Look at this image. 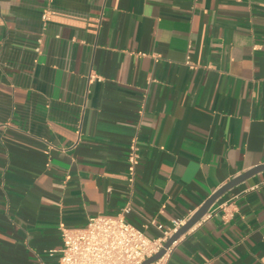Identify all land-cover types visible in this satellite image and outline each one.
<instances>
[{
    "label": "crops",
    "instance_id": "obj_1",
    "mask_svg": "<svg viewBox=\"0 0 264 264\" xmlns=\"http://www.w3.org/2000/svg\"><path fill=\"white\" fill-rule=\"evenodd\" d=\"M262 164L264 0H0V264H59L91 216L157 238ZM165 264H264V170Z\"/></svg>",
    "mask_w": 264,
    "mask_h": 264
},
{
    "label": "built area",
    "instance_id": "obj_2",
    "mask_svg": "<svg viewBox=\"0 0 264 264\" xmlns=\"http://www.w3.org/2000/svg\"><path fill=\"white\" fill-rule=\"evenodd\" d=\"M50 15V8L44 10L42 19L45 23L49 22ZM140 158V148L134 139L128 153L132 182ZM224 217L230 219L233 213L227 211ZM180 227L181 224H178L164 230L161 236L151 238L142 229L127 221L123 214L91 216L83 227L70 229L62 226L63 244L59 264H143L158 254ZM169 250L149 264H165Z\"/></svg>",
    "mask_w": 264,
    "mask_h": 264
},
{
    "label": "water",
    "instance_id": "obj_3",
    "mask_svg": "<svg viewBox=\"0 0 264 264\" xmlns=\"http://www.w3.org/2000/svg\"><path fill=\"white\" fill-rule=\"evenodd\" d=\"M264 170V164L259 165L255 168H252L251 170L241 174L240 176H237L227 184H225L223 187H221L218 191H216L214 194L206 200V202L203 204V206L185 223L183 224L177 232H175L169 240L165 243L164 248L153 257L147 259L143 264H149L160 257H162L167 249H170L171 246L174 244L175 241H177L183 234H185L190 228H192L197 222H199L208 212L210 207L215 203V201L224 193H226L228 190H230L233 186L240 183L241 181L245 180L246 178Z\"/></svg>",
    "mask_w": 264,
    "mask_h": 264
}]
</instances>
